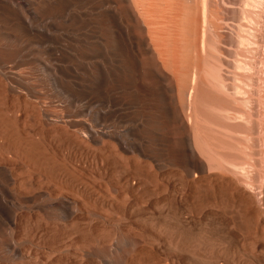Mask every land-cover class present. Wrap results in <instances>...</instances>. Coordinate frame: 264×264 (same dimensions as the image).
<instances>
[{
	"label": "bare ground",
	"instance_id": "1",
	"mask_svg": "<svg viewBox=\"0 0 264 264\" xmlns=\"http://www.w3.org/2000/svg\"><path fill=\"white\" fill-rule=\"evenodd\" d=\"M194 1L0 0V264H264V183L240 189L245 163L211 172L202 143L206 114L251 122L242 52L264 0H242L234 105L209 113L207 35L223 27ZM25 59L37 79L16 74Z\"/></svg>",
	"mask_w": 264,
	"mask_h": 264
},
{
	"label": "rangeland",
	"instance_id": "2",
	"mask_svg": "<svg viewBox=\"0 0 264 264\" xmlns=\"http://www.w3.org/2000/svg\"><path fill=\"white\" fill-rule=\"evenodd\" d=\"M194 2L196 6L201 5L200 0L199 2H196V0ZM224 2L223 0H212L214 17L217 23L223 27V30L219 29L215 34L212 35L210 33L207 35L209 38L208 44L212 51L209 53L210 58L208 57V59L204 61L207 77L205 76V82L200 91V101L198 104L200 103L202 108L207 110L208 113L212 110L228 109L231 105H234L232 101L226 98V86H231L234 83L235 72L233 70V61L235 60L236 46L232 37L235 34L236 25L241 23V11L239 7H241L242 0H224ZM255 11H257V13H253L251 16L252 21L249 19L250 22L246 21V24L243 22L246 27L250 24L248 29L251 27L249 30L252 32L251 38L254 39H251L253 46L251 45L247 51L245 50V53L242 52L245 58L244 60L247 61L246 63L248 64L247 70L242 76V81L244 87H247L246 91L248 94L246 102L242 101V106L240 105V108L249 113L248 115L251 118V122L242 126H228L221 119L213 117L211 114H206V124L205 128H203L205 138L202 142L213 164L210 165L211 172H213V170H221L220 172L223 174L232 175L229 174L231 172L228 170L231 168L232 164L245 163L252 166L253 170H251V175L238 178L240 189L248 192H252L254 188H261L264 183V8H262V10L255 9ZM0 17H3L1 13ZM2 20H4L6 29H8L9 33L13 36L11 39L12 41H23L28 47L26 49H31L36 46L35 42L39 40L37 35L23 29L12 19L2 18ZM247 22H249V24H247ZM86 52L90 53L87 49ZM248 52H250L249 55ZM114 55L115 58H113V60L116 62L118 61L119 54L115 52ZM13 58L15 60H20L22 56L14 55ZM33 63L35 62L29 59H25L24 62L21 61L18 63L17 69L15 70L16 74L37 79L40 76V71L38 67L34 69V66L31 65ZM35 71L39 72L36 73ZM209 71H212V77H210ZM212 78H214V82L217 83L210 86L209 81ZM185 84V77H182L180 88H183ZM111 85H113L114 94H116L118 86L115 83ZM50 101H53L54 106H62L59 98L55 95L50 97ZM212 159H216V162H213L214 160L212 161ZM218 161L219 163H217ZM212 167L216 169L219 168L220 170H216ZM259 190L256 193L259 194ZM257 200H259V197H257Z\"/></svg>",
	"mask_w": 264,
	"mask_h": 264
}]
</instances>
